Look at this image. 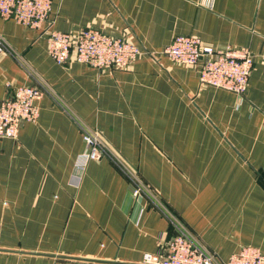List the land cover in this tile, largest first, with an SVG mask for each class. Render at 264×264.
Here are the masks:
<instances>
[{"label":"crops","instance_id":"0c3cea01","mask_svg":"<svg viewBox=\"0 0 264 264\" xmlns=\"http://www.w3.org/2000/svg\"><path fill=\"white\" fill-rule=\"evenodd\" d=\"M49 26L142 51L127 68L58 64ZM177 35L250 50L243 95L200 85L198 66L164 55ZM0 38V99L46 90L37 120L0 137V264H144L176 233L169 213L221 261L245 246L264 256V0H52L39 28L0 16ZM81 126L123 165L104 155L77 171ZM126 168L151 193L135 199Z\"/></svg>","mask_w":264,"mask_h":264},{"label":"built area","instance_id":"2783aa9c","mask_svg":"<svg viewBox=\"0 0 264 264\" xmlns=\"http://www.w3.org/2000/svg\"><path fill=\"white\" fill-rule=\"evenodd\" d=\"M51 10L52 0H0L2 18L15 19L30 28H39ZM45 36L48 54L58 64L75 60L99 70L127 68L142 51L136 42L92 27L72 34L49 26ZM3 51L0 38V54ZM162 53L177 63L198 66L200 85L222 88L238 95H243L246 90L254 60V54L246 48L215 49L194 35L175 36ZM259 56L264 60V40ZM44 93L46 90L41 86L21 85L9 96L0 99L1 138H16L22 123L37 120L39 108L35 101ZM81 129L87 150L77 155V171L82 172L89 161L104 155L113 156L123 165L98 130L86 126H81ZM126 170L135 199L151 193L132 169ZM80 174L76 175L78 179ZM169 221L176 233L172 237L161 238L156 252H145L142 258L144 264H264L263 254L254 246L242 247L227 260L221 261L175 214L169 213Z\"/></svg>","mask_w":264,"mask_h":264}]
</instances>
